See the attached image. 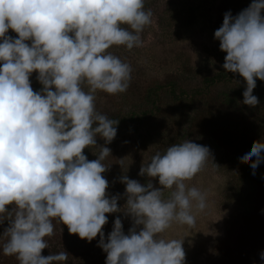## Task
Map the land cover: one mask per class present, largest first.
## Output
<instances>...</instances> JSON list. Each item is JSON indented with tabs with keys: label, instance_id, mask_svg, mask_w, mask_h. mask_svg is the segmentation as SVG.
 Instances as JSON below:
<instances>
[{
	"label": "clouds",
	"instance_id": "clouds-1",
	"mask_svg": "<svg viewBox=\"0 0 264 264\" xmlns=\"http://www.w3.org/2000/svg\"><path fill=\"white\" fill-rule=\"evenodd\" d=\"M145 0H0V247L19 264H67L61 251L43 255L55 234L54 221L70 234L93 241L107 254L105 264H185L184 238H166L174 225L193 228L196 214L207 207V193L187 183L214 157L208 146L190 139L171 144L142 164L141 184L127 175L126 202L111 195L102 175L119 120L96 107L98 92L124 93L132 68L110 51L142 47V33L153 23ZM9 30L17 34L8 35ZM222 67L246 74L243 91L258 104L253 90L264 76V0H252L237 15L224 14L215 31ZM42 85L34 91L30 77ZM98 149L89 160L85 149ZM264 163V140L244 147ZM158 181L159 186L153 184ZM165 190L168 196L165 197ZM264 212V210H262ZM123 213L132 227L125 233L121 218L105 240L106 214ZM139 229V230H138ZM264 261V252L260 254Z\"/></svg>",
	"mask_w": 264,
	"mask_h": 264
},
{
	"label": "rangeland",
	"instance_id": "rangeland-1",
	"mask_svg": "<svg viewBox=\"0 0 264 264\" xmlns=\"http://www.w3.org/2000/svg\"><path fill=\"white\" fill-rule=\"evenodd\" d=\"M251 2L153 0L150 3L152 6L148 8L153 13V23L142 33L143 46L130 50L123 60L132 68L129 88L117 95L98 92L97 110L108 117L132 111L139 113L143 94L168 79L177 80L183 90L202 88L205 78L225 70L222 65L226 53L220 50L219 41L214 37L215 31L223 23L224 14L231 11L235 16ZM233 74L248 82L246 74ZM263 79L264 76L257 75V80ZM253 90L260 96L258 104H249L244 99L243 89L236 88L235 94L240 92V95L234 97L235 104H228L229 107L226 104L213 116L201 112L210 107L214 99L221 104V99L228 98L235 91L234 84L213 90L209 99L194 102L175 103L163 94L164 110L154 120L122 127L108 145L97 137L98 145L111 149V155L104 161L109 169L102 174L109 182L108 193L125 187L120 182L123 175L141 184L146 183L148 178L138 175L139 170L143 163L150 162L159 149L163 153L171 144L188 139L209 147L214 162L210 160L193 180L187 182L189 186L207 193L206 209L196 214L193 228L174 224L165 234L169 239L185 237V262L190 259L203 262L227 223L248 206L245 204L244 188L238 185L234 186L236 191H231V180L238 179L237 166L244 161L241 150L247 146L248 141V145L256 141L254 133L259 132L264 124V88L255 85ZM227 108L230 110L226 111ZM197 111L201 113L199 117L195 116L200 114ZM206 127L208 131L202 129ZM249 129H253L250 130V139L245 137V131L249 132ZM224 130L234 132V136L224 134ZM97 153L95 147L84 150L90 161L98 158ZM153 181L158 186V181ZM165 193L167 197L168 191L165 190ZM122 223L124 231L128 232L132 227L131 219Z\"/></svg>",
	"mask_w": 264,
	"mask_h": 264
},
{
	"label": "trees",
	"instance_id": "trees-1",
	"mask_svg": "<svg viewBox=\"0 0 264 264\" xmlns=\"http://www.w3.org/2000/svg\"><path fill=\"white\" fill-rule=\"evenodd\" d=\"M152 1L145 0L146 10L152 6L150 4ZM8 35L14 38L17 36L12 30H9ZM110 51L122 60H125L126 54L130 50L123 46H114ZM37 75L34 72L30 77L31 86L34 91H39L42 88V85L36 79ZM245 83L247 82L242 78L225 70L205 78L202 88H195L189 91L181 89L177 80L168 79L163 83H157L152 88H149L145 95L143 92L140 94V97L143 94V102L140 104L139 113L132 111L122 113L121 115L110 116L109 118L119 120V124L117 125L118 131L128 124L133 125L142 124L146 121L150 122L159 116L164 110V102L162 101L163 94H166L175 103L194 102L195 100L209 99L212 97L213 90L227 84H234L235 91L228 98L221 99V104L216 103V99H214L215 102L213 104L211 103L210 107H207L201 112L204 115L210 114L213 116V113H216L220 108L226 107V104L227 107H229L228 104H235L236 98L234 97L240 95V92L238 95L235 94L237 92L236 88L244 89ZM256 86L264 88V79L258 80ZM229 110V108L226 109V111ZM201 113L195 116L199 117ZM202 129H207V127ZM250 130L252 131L253 129H249V132L248 130L245 131L246 138L252 136ZM223 132L224 134L234 136V132H228V130H224ZM254 135L256 141L264 140V124L261 125L260 131L254 133ZM248 142L247 146H250L251 144L248 145ZM158 152H160V149ZM242 156L244 161L237 166L236 174H238V179L231 180V191H236L235 187L238 185L244 188L243 191H245L244 193L246 195L245 204H248L247 208L237 213L227 223L222 235L212 245L203 262L190 259L185 264H264V261L260 257L261 252H264V212H262L264 210V163L260 164L255 169V174H253L254 170L250 165L252 159L255 157ZM153 184L157 186V183L154 181ZM121 188L120 191L116 188L109 193L110 196L120 195L121 198L118 200L119 207H122L126 202V198L123 196L125 187L123 186ZM106 215L108 216V223L103 226L105 240H107L108 234L112 231L114 220L118 216L122 222L130 219V217H126L123 213ZM54 225L55 234L50 238H46L48 239L49 248L43 250V255L47 256L49 254L66 251L69 254L67 264H105L107 254L98 246L99 235L93 241L88 242L80 239L76 234H70L67 226L55 221ZM5 227H7V222L4 225H0V233L3 232ZM0 264H19V261L14 256H5L2 252V247H0Z\"/></svg>",
	"mask_w": 264,
	"mask_h": 264
}]
</instances>
